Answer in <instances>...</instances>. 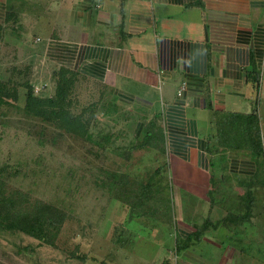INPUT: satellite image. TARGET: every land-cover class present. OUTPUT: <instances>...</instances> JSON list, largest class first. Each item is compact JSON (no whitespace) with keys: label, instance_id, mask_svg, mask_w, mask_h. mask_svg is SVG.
I'll use <instances>...</instances> for the list:
<instances>
[{"label":"crops","instance_id":"0c3cea01","mask_svg":"<svg viewBox=\"0 0 264 264\" xmlns=\"http://www.w3.org/2000/svg\"><path fill=\"white\" fill-rule=\"evenodd\" d=\"M0 58L48 94L61 67L75 71L136 109L135 133L157 130L174 235L214 220L181 252L188 263L237 264L236 237L264 229V177L250 182L264 169V0H0Z\"/></svg>","mask_w":264,"mask_h":264},{"label":"rangeland","instance_id":"374dc122","mask_svg":"<svg viewBox=\"0 0 264 264\" xmlns=\"http://www.w3.org/2000/svg\"><path fill=\"white\" fill-rule=\"evenodd\" d=\"M3 61L2 79L22 83L18 73L2 70L8 67ZM24 92L19 85L5 97L12 104L0 107V169H7L10 189L57 204L67 217L55 245L20 231H0V264H198L176 250L177 206L168 198L167 153L146 131L135 133L141 119L135 108L121 104L112 91L79 80L73 109L84 110L92 130L91 138L79 139L28 116ZM191 204L184 207L187 219L195 214ZM196 214L194 222H200L207 212L199 206ZM235 243L231 257L237 264H264V229L257 226L246 242L236 237ZM239 245L247 247L243 254ZM192 249L198 252L199 246Z\"/></svg>","mask_w":264,"mask_h":264},{"label":"trees","instance_id":"16d2710c","mask_svg":"<svg viewBox=\"0 0 264 264\" xmlns=\"http://www.w3.org/2000/svg\"><path fill=\"white\" fill-rule=\"evenodd\" d=\"M18 74L23 77L24 81L22 83L14 82L11 84L9 79L5 80L0 76V107L5 103L12 104L5 97L9 92H18L19 85H21L25 90L23 108L28 116L40 118L62 132L73 135L75 138L86 139L92 137L90 118L84 117V110L78 113L73 109L74 99L72 94L76 83L80 79L78 73L61 67L55 74L56 88L52 94L44 91L35 92V86L31 82L27 69H21ZM153 125L150 124L151 129L154 128ZM153 130H149L148 135L152 136L153 140L158 139L162 142L163 138L157 137V130H154L155 132ZM261 139L256 119L255 137L252 140L262 146ZM144 143L147 144V142ZM260 149L261 152L258 154H260L261 163L264 165V147L262 146ZM262 169H259L255 175L250 176V182L253 179L260 178L261 175L264 177V169ZM6 171L5 167L0 169V231H20L35 239L55 245L67 217L66 211L59 205L43 199L37 198L33 201L21 189H10ZM141 195H143L141 197H144L145 194L142 193ZM209 225L210 222L207 220L197 227L198 229L193 235L186 237V239H183V237L175 238L176 250L178 252L183 251L186 246L196 242ZM169 263V261H166L165 264Z\"/></svg>","mask_w":264,"mask_h":264},{"label":"built area","instance_id":"2783aa9c","mask_svg":"<svg viewBox=\"0 0 264 264\" xmlns=\"http://www.w3.org/2000/svg\"><path fill=\"white\" fill-rule=\"evenodd\" d=\"M183 88H184V87L181 88V90L179 91V94H182V92H183ZM35 89H36V91H38V92H40V90H42V89L39 88V87H35Z\"/></svg>","mask_w":264,"mask_h":264}]
</instances>
